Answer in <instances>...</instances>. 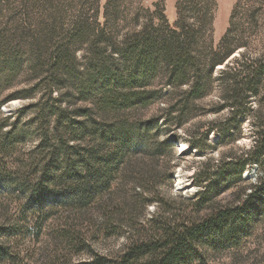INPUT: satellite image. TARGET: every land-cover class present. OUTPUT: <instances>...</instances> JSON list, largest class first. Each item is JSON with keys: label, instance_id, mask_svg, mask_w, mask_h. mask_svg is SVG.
<instances>
[{"label": "rangeland", "instance_id": "1", "mask_svg": "<svg viewBox=\"0 0 264 264\" xmlns=\"http://www.w3.org/2000/svg\"><path fill=\"white\" fill-rule=\"evenodd\" d=\"M113 1L107 9L109 0H0V247L8 251L0 256V264L113 261L129 243L158 237L183 220L202 223L235 207H246L247 212L228 217L221 230L203 232L182 264H264V193L250 197L258 185V164L247 163L242 180L238 178L239 159L255 144V110L264 102V80L260 92L245 102L250 113L232 121L219 79L224 67L243 58L245 52L250 60L264 54V0H204L207 23L190 45L189 52L200 59L198 66L188 69L189 81L179 85L169 99L170 85L161 65L153 81L130 88L143 95L147 92L148 102L108 111L120 135L130 130L134 136L122 148L110 186L100 190L91 203L54 202L50 194L36 193L52 157L57 156L59 162L52 167V175L64 171L63 141L80 145L83 152L100 143L90 135L81 137L78 126L76 133L70 132L74 122H91L86 113L93 103L77 94L67 76L52 73L50 54L70 46L82 78L90 65L103 60L99 54L126 75L131 69L122 53L140 49L145 31L152 28L166 35V25L175 27L180 17L179 3L184 21L192 28L199 26L196 0ZM237 2L242 7L237 22L246 30L252 28L245 13L259 8L257 24L251 36L246 33L245 47L211 71L208 52L218 47L229 29ZM75 22L84 25L78 34ZM36 42L45 50L40 62L35 56ZM197 69L208 88L193 97L186 92L197 81ZM75 80L80 83L79 78ZM60 97L63 100L58 103ZM170 104L176 107L172 128L163 124ZM47 110L52 111L50 117L42 114ZM179 116L183 124L175 129ZM229 123L232 126L226 130ZM101 124L107 128L109 122ZM120 141L108 142L100 152L117 151ZM183 181L191 190L179 185ZM67 186L55 187L65 194ZM149 256L137 263L149 264Z\"/></svg>", "mask_w": 264, "mask_h": 264}, {"label": "trees", "instance_id": "2", "mask_svg": "<svg viewBox=\"0 0 264 264\" xmlns=\"http://www.w3.org/2000/svg\"><path fill=\"white\" fill-rule=\"evenodd\" d=\"M196 1V8L200 17L199 26L192 28L184 21L185 11L179 3L178 12L180 17L175 27H170L166 23V26L169 27L166 35L159 32V28H152L151 32L145 31V40L139 45L140 49H136L134 53L129 50L122 53L126 67L131 69L126 75L115 70L111 64H108L107 58L99 54L103 60L97 59L94 65H90L84 78H82V72H79L80 63L77 61L74 49L69 46L66 49L60 48L50 54L52 73L57 74V76H64V78L67 76L68 80L75 84L78 90L77 94L83 99H91L93 103V109L89 114L86 113L91 122L87 123L85 119L74 122L70 124V132L76 133V127L78 126L81 137L90 135L93 138H99L100 143L83 152L79 149L80 145H70L69 141H63L62 148H65L66 145L64 171L60 175H52V167L59 163L57 156L56 158L52 157V161L48 165L49 171L44 174L36 190L37 194L40 192L44 195L50 194L54 202L67 201L68 204L87 206L95 199L100 190L110 186L114 165L123 154L122 148L132 140L134 135L130 130H128L127 135H120L114 125L110 123L109 118L111 116L108 111L118 112L127 107L148 102L151 96L147 92L143 95L132 92L133 90L130 88L134 84L143 82L147 84L153 81L155 74L158 73V67L161 65L165 67L167 83L170 85L169 99L173 98L179 85L189 81L188 69L198 66L200 59V57H196L189 52L190 45L197 41L196 35L207 23L204 20L208 14L207 2L204 0ZM114 3L113 0H109L107 9L110 5L113 6ZM241 8L240 2H237L230 15L229 29L218 47L212 48L208 52L211 71L218 63H223L235 50L245 47V44L248 43L249 37H246V33L251 36V30L257 24L259 18V8H253L248 11L249 13H245V17L250 22L249 26L252 27H248L247 30L243 28L240 22H237ZM83 29V22H75V34ZM158 33H160V37H158ZM36 43L34 46L35 56L38 58L37 61L40 62L43 59L45 50L40 42ZM245 55L246 52L243 54V58L240 56L230 61L219 75L223 90L226 91V104L231 106L230 116L232 121L239 118L244 119L250 113L251 109L245 102H247L249 95L260 92V86L264 80V54L251 60L246 58ZM199 70L197 69L195 72L197 81L186 92L193 97L200 96L206 91L205 88H208ZM76 78L80 79V83H76ZM189 99L185 98L187 101ZM62 100L63 97H60L56 101L60 103ZM175 108V105L170 104L166 110L163 124L170 125L168 128L173 127L172 117ZM255 112L258 114L257 121L254 124L255 144L253 148L246 150L239 159L242 167L238 171V178L242 180L243 168L247 163H257L260 168L258 185L250 197L264 193V102L259 104ZM18 113L22 115L23 110H19ZM42 114L44 117H50L52 111H43ZM77 115L83 116L84 114ZM180 116L178 117L179 121L174 123L176 125L175 129L183 124ZM106 121L109 122L107 128L105 126L100 127V123L104 125L103 122ZM231 124L227 125L226 130L230 129ZM221 130L226 132L225 129ZM117 139H121V147L117 151L105 154L100 152L103 145ZM2 146H6V142H3ZM58 155L60 154L58 153ZM222 177H225V175L223 174ZM60 183L68 184L65 194L58 192L57 187H55ZM40 201L44 202L43 199H40ZM246 212V207H235L219 211L199 224H189L183 220L179 224L171 226L170 229L168 227L169 230L166 228L158 237L142 238L129 243L119 259L110 261L103 258L98 264H138L139 260L149 255L151 259L149 264H182L188 249L200 238L203 232L221 230L228 217H233L235 214L243 216ZM7 253L6 248L0 247V256ZM88 264L95 263L90 262Z\"/></svg>", "mask_w": 264, "mask_h": 264}, {"label": "bare ground", "instance_id": "3", "mask_svg": "<svg viewBox=\"0 0 264 264\" xmlns=\"http://www.w3.org/2000/svg\"><path fill=\"white\" fill-rule=\"evenodd\" d=\"M179 185H182L183 187L189 188V189L192 187L190 184H187L185 181H183L182 183H179Z\"/></svg>", "mask_w": 264, "mask_h": 264}]
</instances>
